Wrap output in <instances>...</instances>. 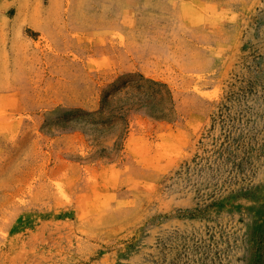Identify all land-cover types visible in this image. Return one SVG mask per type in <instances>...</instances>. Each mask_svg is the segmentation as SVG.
Masks as SVG:
<instances>
[{
  "label": "rangeland",
  "instance_id": "obj_1",
  "mask_svg": "<svg viewBox=\"0 0 264 264\" xmlns=\"http://www.w3.org/2000/svg\"><path fill=\"white\" fill-rule=\"evenodd\" d=\"M0 264H264V0H0Z\"/></svg>",
  "mask_w": 264,
  "mask_h": 264
}]
</instances>
